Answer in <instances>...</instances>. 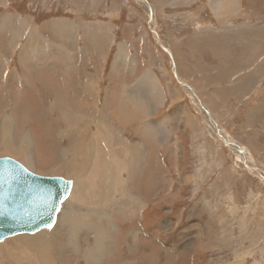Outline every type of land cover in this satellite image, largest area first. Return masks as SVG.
<instances>
[{"label": "rangeland", "instance_id": "obj_1", "mask_svg": "<svg viewBox=\"0 0 264 264\" xmlns=\"http://www.w3.org/2000/svg\"><path fill=\"white\" fill-rule=\"evenodd\" d=\"M209 2L9 0L6 6L5 0H0V73L5 75L7 92H20L12 95L5 91V114H11L19 94L32 99L37 93L39 99L33 105L44 109L43 117L36 115L32 120L18 112L12 129L13 138L21 136L15 135L16 129L32 135L35 131L31 138L32 173L66 179L63 172L52 174L41 166L49 159L51 163L59 160L54 156L56 149L67 150L76 144L71 140L77 137L76 125H70L69 113L63 114L64 119L60 109L51 112L62 100L72 108L78 107L77 100H93L96 110L115 109L124 103L151 107L146 120L155 126L154 158L148 189L142 193L147 205L138 222L152 240L150 248L145 246L151 259L144 257L140 236L134 254L123 256L136 264H264V14L250 13L261 2L238 0L237 14L220 23ZM17 11L21 14L13 15ZM51 19L73 23L77 28L73 44L53 31L55 22L50 30L59 42L51 43L43 34L37 36L53 47L47 58L48 64L58 66L51 68L54 75L74 74L81 83L87 82L82 99L80 84L51 87L45 92L41 89L39 79L50 75L43 68L48 64H43L41 54L30 55L34 68L22 65V51L37 28L28 31V38L26 31L18 32L20 37L14 34L22 45L28 39L16 55L5 43V22L16 25L25 20L26 26L39 27ZM91 23L104 26L103 31L113 41L104 46V56L95 64L92 49L82 39L84 26ZM121 45L130 62L113 68ZM61 47L67 54L57 51ZM146 73L153 75V81L145 82ZM89 76L91 80H87ZM58 96L60 102L56 101ZM15 103L21 105L20 101ZM33 122L44 126L52 122L50 129H60L65 136L62 144L53 135V142H48L53 152L47 151L50 147L39 138V125L36 129ZM129 127L122 124L121 135L132 143L140 142L144 137L138 126ZM162 130L168 134L165 141H161ZM1 157L12 158L6 154ZM68 160L65 155L61 162ZM139 190L141 187H136L134 194H140ZM53 227L44 232L50 233ZM87 237L86 245H91L92 236ZM64 258L70 264H85L69 252Z\"/></svg>", "mask_w": 264, "mask_h": 264}, {"label": "bare ground", "instance_id": "obj_2", "mask_svg": "<svg viewBox=\"0 0 264 264\" xmlns=\"http://www.w3.org/2000/svg\"><path fill=\"white\" fill-rule=\"evenodd\" d=\"M209 1L210 8L220 23L226 22L231 15H236L239 11L238 0ZM102 27L104 26L100 23H91L84 26L82 33V39L93 51V64L97 63L102 58L101 56H104V46L113 42ZM53 31L62 38L65 37L66 39H64L72 44L78 38L77 28L71 23L65 24V21L55 22ZM51 48L53 47L50 43L38 38L37 32L34 31L22 51V65L28 67L30 64L31 68H34L35 62L30 55L35 56L37 53L45 58L43 64L45 62L48 64L47 55L53 51ZM63 49L61 47L57 51L67 54ZM83 52H87V50H83ZM127 57V50L124 45H121L115 63L112 65L113 68L123 64V62H130L127 61ZM70 58V56L67 57L68 63H70ZM0 67H3L2 62H0ZM43 68L50 72L49 76H43L39 79L41 81H38L41 83V89L43 88L44 92L52 89L51 87L58 89L64 88L65 85L72 87L80 84L81 94L79 97L82 99L85 89L87 90V82L81 83L80 78L74 74L65 75V77L54 75L51 68H58L56 64H48ZM4 78L5 75L0 76V94H2L0 97V154L11 156L21 162L28 171L33 172L35 170L31 152V138H34L35 131L32 130V135L24 129L17 133L16 129L15 135L21 136L13 138L12 129L16 126L15 121L18 112H24L23 116H26L27 120H32L31 117L36 115L43 117L44 109H41V106L33 105L39 99L36 97L37 93L34 92L32 99L25 98V96L21 97L20 94V97L17 95V99L13 102L11 114H5V91L7 92L8 89L6 87L7 90H5ZM145 78H147L145 82L154 79L151 73H146ZM11 79L14 80V76ZM91 79L89 76L87 80ZM11 90L7 93H13L12 95L20 93L16 91L18 89ZM60 98L58 96L56 101L60 102ZM195 100L199 102L197 98ZM15 101H20L21 105ZM76 102L78 106L76 108L70 107L68 102L64 100L55 107L56 109L51 108V112L60 109V116L64 119V115L69 113L70 125H76L74 128L77 137H71L72 142H76V144L67 150L56 149L54 156L58 155V161L51 163L49 159L46 161L47 165H45V161L41 162L43 170L52 174L63 172L66 180L71 178V189L66 199L61 203L60 212L57 213L58 216L56 215L57 221L55 219L56 223L54 222L55 225L53 224L54 227L52 226L53 229L50 233H46L42 229L35 233H18L0 241V264H70L64 258L65 252L71 253L77 259L80 258L85 264H136L133 259L123 256L134 254L135 250L139 248L140 236L143 239L141 249L145 246L150 248L152 240H148V236L142 230L141 225H138V222L147 205L146 195L142 193L143 190L147 191L148 189V180L152 171L151 161L154 158L151 149L155 148L152 143V131L155 126H151V123L146 120L151 115V111L147 113V109H151V107L143 104L139 106L134 103H124L122 107L117 106L115 109L106 110L107 107H105L103 110H96L93 100H77ZM26 105H30V107ZM52 107L54 106L52 105ZM115 121L121 123V126L122 124H129L130 127L137 125L144 138L136 143L126 140L121 135L123 128L120 129L121 126L118 127ZM32 125L36 129L39 125L40 129L37 135L44 139L47 145L53 135L62 144V138L65 136L60 129H50L49 125L52 126V122L46 126L35 122ZM159 135H161V131ZM166 139H168V134L162 130L161 141ZM147 143H150L148 144L149 147ZM48 146L50 148L47 151L53 152L51 146ZM65 155L69 156V160L67 163H62V158ZM138 186L141 187L139 190L141 193L135 195L133 190ZM165 224L169 226L167 222ZM82 234H85V239H83ZM89 235L92 236V243L86 245ZM145 252V259L150 261V252H148L147 247H145Z\"/></svg>", "mask_w": 264, "mask_h": 264}, {"label": "water", "instance_id": "obj_3", "mask_svg": "<svg viewBox=\"0 0 264 264\" xmlns=\"http://www.w3.org/2000/svg\"><path fill=\"white\" fill-rule=\"evenodd\" d=\"M71 184L32 173L12 158H0V241L50 229Z\"/></svg>", "mask_w": 264, "mask_h": 264}, {"label": "crops", "instance_id": "obj_4", "mask_svg": "<svg viewBox=\"0 0 264 264\" xmlns=\"http://www.w3.org/2000/svg\"><path fill=\"white\" fill-rule=\"evenodd\" d=\"M259 2H261V5L260 7H257L255 11H252L250 13L252 14H256V15H263L264 14V4H263V0H257ZM5 5L9 6L10 3H9V0H5ZM249 13V12H247ZM16 14H21L19 13V11L15 12V14L13 15H16ZM9 15V13H8ZM9 17V16H8ZM49 22H46V23H43L41 26H36L35 24L34 25H30V26H26V22L25 20H23V22L21 23H17V28H15V22L13 21L12 23L10 24H7L5 22V34L7 33V36L5 38V43L8 45L9 47V51L11 53H13V55H16L17 53H20V50L22 48V46L26 43V40L25 43L22 45L21 40H17L15 41L16 37H15V33L17 32V36L20 37L19 33L20 31H26L27 32V35L26 37L28 38L29 37V34H28V31H31V29H33L34 27L37 28V33L38 34H43V39H49L51 43H55V42H59L60 40L51 33V30H50V27L52 25V23H54L56 20H48ZM57 21H62L61 19L57 20ZM65 24H70L68 22H65ZM73 24V23H71ZM28 28V29H27ZM104 28V27H102ZM106 30L108 31L107 27L105 26ZM41 29V30H40ZM42 36V35H41ZM20 68H18L19 70Z\"/></svg>", "mask_w": 264, "mask_h": 264}]
</instances>
